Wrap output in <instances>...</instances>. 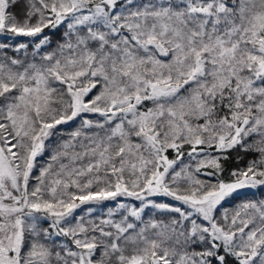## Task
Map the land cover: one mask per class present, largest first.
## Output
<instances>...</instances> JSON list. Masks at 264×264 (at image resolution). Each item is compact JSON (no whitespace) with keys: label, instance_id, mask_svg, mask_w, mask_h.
Masks as SVG:
<instances>
[{"label":"snow or ice","instance_id":"snow-or-ice-1","mask_svg":"<svg viewBox=\"0 0 264 264\" xmlns=\"http://www.w3.org/2000/svg\"><path fill=\"white\" fill-rule=\"evenodd\" d=\"M0 264H264V0H0Z\"/></svg>","mask_w":264,"mask_h":264},{"label":"trees","instance_id":"trees-1","mask_svg":"<svg viewBox=\"0 0 264 264\" xmlns=\"http://www.w3.org/2000/svg\"><path fill=\"white\" fill-rule=\"evenodd\" d=\"M245 191H247V190H245ZM255 198H262L261 197V193L259 191L257 192L255 197L251 196V194H249L248 196H240L237 199L231 201L230 204H226L225 207L231 208V207L235 206L236 204H238L241 200H244V199H255Z\"/></svg>","mask_w":264,"mask_h":264}]
</instances>
